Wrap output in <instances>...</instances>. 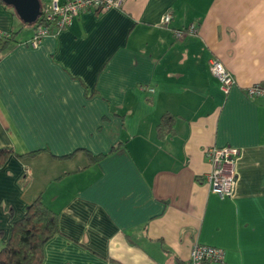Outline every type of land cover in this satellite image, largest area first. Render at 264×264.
Masks as SVG:
<instances>
[{"label":"crops","instance_id":"crops-1","mask_svg":"<svg viewBox=\"0 0 264 264\" xmlns=\"http://www.w3.org/2000/svg\"><path fill=\"white\" fill-rule=\"evenodd\" d=\"M27 25L0 2L13 33L0 51V245L40 197L58 225L43 264H183L195 242L224 249L207 264H264V97L246 92L264 81V0H122L37 46ZM213 57L234 78L227 93ZM226 145L239 155L221 198L203 151Z\"/></svg>","mask_w":264,"mask_h":264},{"label":"built area","instance_id":"built-area-1","mask_svg":"<svg viewBox=\"0 0 264 264\" xmlns=\"http://www.w3.org/2000/svg\"><path fill=\"white\" fill-rule=\"evenodd\" d=\"M122 0H40L41 12L38 20L41 24L34 28L30 39L32 46H37L46 35L55 34L72 23V20L85 11H103L110 7H118ZM171 15L166 13L163 23H168ZM196 27L189 25L182 30H176L175 36L181 37L184 33H195ZM10 32L0 31V37L8 38ZM209 70L220 83L221 89L227 93L234 82L230 71L220 59L213 57L209 62ZM148 90L152 91L153 89ZM249 97H264V81L254 83L246 88ZM204 156L211 166V170L205 175L211 191L224 198L233 195L236 183L235 163L239 155V149L230 145L216 147L209 146L204 149ZM224 249L195 242L190 250L189 258L183 264H207L211 262H223Z\"/></svg>","mask_w":264,"mask_h":264},{"label":"trees","instance_id":"trees-1","mask_svg":"<svg viewBox=\"0 0 264 264\" xmlns=\"http://www.w3.org/2000/svg\"><path fill=\"white\" fill-rule=\"evenodd\" d=\"M0 2L5 4L2 0ZM38 24H41V20L37 19L32 26L35 28ZM12 39L13 33H10L8 38H0V51L7 47ZM174 122V115L168 113L161 115L157 125L158 133L164 134V131L173 127ZM9 152L11 150L8 148H0V167L6 161ZM100 156L102 154L92 156L89 154L93 162ZM10 215L14 216L12 212ZM57 232V213L48 208L40 197H37L26 206L20 218L12 221L9 236L0 245V264H43L44 246Z\"/></svg>","mask_w":264,"mask_h":264},{"label":"water","instance_id":"water-1","mask_svg":"<svg viewBox=\"0 0 264 264\" xmlns=\"http://www.w3.org/2000/svg\"><path fill=\"white\" fill-rule=\"evenodd\" d=\"M5 5L12 7L17 16L27 24L37 21L41 12L40 0H2Z\"/></svg>","mask_w":264,"mask_h":264},{"label":"rangeland","instance_id":"rangeland-1","mask_svg":"<svg viewBox=\"0 0 264 264\" xmlns=\"http://www.w3.org/2000/svg\"><path fill=\"white\" fill-rule=\"evenodd\" d=\"M26 27H27V28H30V26H29V25H27Z\"/></svg>","mask_w":264,"mask_h":264}]
</instances>
